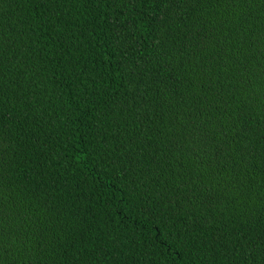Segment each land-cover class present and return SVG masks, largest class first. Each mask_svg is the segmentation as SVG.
I'll use <instances>...</instances> for the list:
<instances>
[{
    "label": "trees",
    "instance_id": "trees-1",
    "mask_svg": "<svg viewBox=\"0 0 264 264\" xmlns=\"http://www.w3.org/2000/svg\"><path fill=\"white\" fill-rule=\"evenodd\" d=\"M0 264H264V0H0Z\"/></svg>",
    "mask_w": 264,
    "mask_h": 264
},
{
    "label": "bare ground",
    "instance_id": "bare-ground-1",
    "mask_svg": "<svg viewBox=\"0 0 264 264\" xmlns=\"http://www.w3.org/2000/svg\"><path fill=\"white\" fill-rule=\"evenodd\" d=\"M215 24H216V23H215ZM217 25H219L218 22H217ZM217 27H218V26H217ZM217 27H216V28H217ZM216 28H215V29L213 28V29H214V30H217L219 27H218L217 29H216ZM209 31H210V30H209ZM218 31H219V29H218ZM211 32H212V31H211ZM213 32H214V31H213ZM227 51H228V50H227ZM138 53H139V52H138ZM225 53H226V52H225ZM225 53H224V55H225ZM231 53H233V51H231ZM141 54H143V53L141 52ZM141 54H140V55H141ZM155 54H156V52H155ZM131 55H134V54H131ZM137 55H138V54H137ZM144 55H146V54H144ZM156 55H157V54H156ZM228 55H229V54H228ZM230 55H231V54H230ZM234 55H235V54H234ZM131 57H132V56H131ZM136 57H138V56H136ZM139 57L142 58L143 56H139ZM144 57H145V56H144ZM147 57H148V56H147ZM152 57H153V56H152ZM227 57H228V56H227ZM231 57H232V55H231ZM234 57H236V56H233V58H234ZM141 58H138V59L141 60ZM224 58H226V57L224 56ZM229 58H230V56H229ZM229 58H228V59H229ZM233 58H232V59H233ZM236 58H238V57H236ZM132 59H133V58H132ZM132 59H131V61H134V59H133V60H132ZM138 59H137V60H138ZM228 59L226 58L225 61H227ZM230 59H231V58H230ZM150 60H151V59H150ZM150 60H148V62H149ZM155 60H156V59H155ZM138 61H139V60H138ZM142 61H143V60H142ZM144 61H145V60H144ZM231 61H234V60H231ZM231 61H230V62H231ZM221 62H222V61H221ZM221 62H220V63H221ZM227 62H228V61H227ZM132 63H133V62H132ZM140 63H141V62H140ZM143 63H144V62H143ZM151 63H152V62H150V64H151ZM225 63H226V62H225ZM231 63H232V65H233V62H231ZM237 63H239V62L237 61ZM135 64H136V63H135ZM141 64H142V63H141ZM148 64H149V63H148ZM153 64H154V62H153ZM153 64H152V66H153ZM229 64H230V63H229ZM229 64H228V65H229ZM234 64H235V61H234ZM137 65H138V64H137ZM139 65H140V64H139ZM139 65H138V66H139ZM222 65H223V64H222ZM225 65H227V64H225ZM228 65H227V66H228ZM232 65H231V66H232ZM145 66H147V65H145ZM149 66H150V65H149ZM177 66H180V65H177ZM227 66H226V69H227ZM234 66L236 67V65H234ZM234 66H232V67H234ZM238 66H239V65H238ZM134 67H135V66H134ZM228 67H230V66H228ZM139 68H140V66H139ZM141 68H142V66H141ZM147 68H148V67H147ZM172 68H173V67H172ZM174 68H175V67H174ZM215 68H217V67H215ZM215 68H214V69H215ZM237 68H238V67H237ZM136 69H137V68H136ZM150 69H151V68H150ZM152 69H153V68H152ZM176 69H177V67H176ZM178 69H182V70H183L182 67H178ZM178 69H177V71H178ZM219 69H220V68H219ZM219 69H217V70L219 71ZM223 69H225V67L222 68L221 72H225V71H223ZM232 69H233V68H232ZM139 70H140V69H139ZM228 70H229V69H228ZM234 70H235V69H234ZM152 71H153V70H152ZM175 71H176V70H175ZM177 71H176V72H177ZM231 71H232V70H231ZM136 72H137V70H136ZM171 72H172V71H171ZM173 72H174V69H173ZM176 72H174V73H176ZM178 72H179V71H178ZM180 72H181V71H180ZM227 72H228V71H227ZM227 72H225V73H227ZM229 72H230V71H229ZM229 72H228V73H229ZM146 73H147V71H146ZM231 73H232V72H231ZM114 74H116V76H117V72L114 73ZM148 74H149V73H148ZM169 74H170V73H169ZM171 74H173V73H171ZM181 74H182V73H181ZM146 75H147V74H146ZM176 75H177V74H176ZM178 75H179V73H178ZM133 76H135V75H133ZM141 76H142V75H141ZM151 77H152V76H151ZM172 77H173V76H172ZM174 77H175V75H174ZM178 77H179V76H178ZM181 77H182V76H180V78H181ZM113 78H114V77H113ZM136 78H137V77H136ZM138 78H139V77H138ZM138 78H137V79H138ZM148 78H149V77H148ZM146 79H147V78L144 79L145 82H146ZM150 79H151V78H150ZM175 79H176V77H175ZM171 80H173V78H172ZM150 81H151V80H150ZM141 82H142V81H141ZM147 83H149V82L147 81ZM130 84H131V86H133V83H132V82H131ZM139 84H140V82H139ZM141 84H142V83H141ZM143 84H146V83H143ZM128 85H129V84H127V87H128ZM148 85H149V84H148ZM136 86H137V83H136L135 87H136ZM146 86H147V85H146ZM135 87H134L133 89H135ZM138 87H139V86H138ZM138 87H137V88H138ZM141 87H142V86H141ZM147 87H148V86H147ZM130 88H131V87H130ZM130 88H129V89H130ZM143 88H144V87H143ZM189 88H190V87H189ZM192 88H193V86H192ZM139 89H140V88H139ZM142 90H143V89H142ZM144 90H145V88H144ZM134 91H135V90H134ZM138 91H139V90H137V92H138ZM192 91L195 93L194 89H192ZM192 91H191V93H192ZM130 92H132V91H129V92H128L129 95H130ZM137 92H136V93H137ZM133 94H134V93H133ZM141 94H142V93H141ZM141 94H138V95L141 96ZM135 95H136V94H135ZM194 95H195V94H194ZM136 96H137V95H136ZM140 96H138V97H140ZM131 97H132V96H131ZM211 97H212V96H211ZM213 97H214V96H213ZM134 98H135V97H134ZM134 98H133V99H134ZM136 98H137V97H136ZM208 98H209V97H208ZM209 99H210V98H209ZM208 101H210V100H208ZM204 102H205V101H204ZM207 104H208V102L205 104V106H206ZM211 104H213V101H212ZM190 106H191V105H190ZM193 106H194V104H193ZM207 106H209V104H208ZM207 106H206V108H209V107H207ZM191 107H192V106H191ZM206 108H205V109H206ZM210 108H211V106H210ZM189 109H190V108H189ZM186 110H187V109H186ZM186 110H185V111H186ZM207 110H209V109H207ZM204 111H206V110H204ZM187 112H188V111H187ZM183 113H184V112H183ZM119 183H120V182H119ZM73 241H74V240H73ZM75 241H77V239H76ZM79 241H80V240H79ZM71 243H72V242H71ZM80 244H83V243L80 242ZM69 246H70V245H69ZM73 246H74V245H73ZM77 246H78V245H77ZM79 246H80V245H79ZM70 247H72V244H71ZM74 247H75V246H74ZM79 248H81V247H78V249H79ZM84 249H85V248H84ZM75 250H76V248H75ZM75 250H73V251H75ZM70 251H71V250H70ZM82 251H83V250H82ZM75 252H76V251H75ZM77 252H78V251H77ZM79 253H80V252H79ZM83 253H84V251L82 252V254H83ZM70 254H71V253H70ZM77 254H78V253H77ZM73 255H74V253H73ZM78 255H79V254H78ZM83 255H84V254H83ZM76 257H77V256H75V258H76ZM80 257H82V256H80ZM70 258L73 259L72 256H71ZM75 258H74V259H75ZM78 259H80V258H78ZM78 259L76 258V260H78ZM74 261H75V260H74Z\"/></svg>",
    "mask_w": 264,
    "mask_h": 264
}]
</instances>
